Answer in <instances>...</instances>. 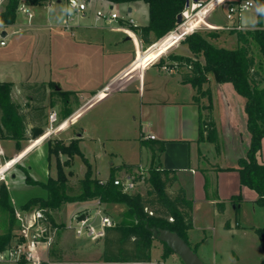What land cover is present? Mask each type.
<instances>
[{"label":"crops","instance_id":"crops-1","mask_svg":"<svg viewBox=\"0 0 264 264\" xmlns=\"http://www.w3.org/2000/svg\"><path fill=\"white\" fill-rule=\"evenodd\" d=\"M57 1L55 0L54 4L58 5ZM209 1L197 0L201 3ZM238 1L242 0H214L203 11L200 20L193 19L188 27L193 29L199 24L200 32H203L204 36L207 35L213 44L219 41L220 47L235 49L238 43L236 34L232 31L236 30L226 29L231 25L226 15L228 6ZM251 1L254 2V7L247 11L251 16L245 17V12L235 23L243 27L242 31L258 28L260 12L261 27L264 28V0ZM49 5H52V2ZM125 8L128 13L136 14L140 20V24L133 21V26L148 24V8L144 3ZM66 9L58 21L42 23L34 22L33 19L29 21L25 16L24 22H18L17 13L16 23L7 29H45L43 33L35 36L34 45L36 59L41 62L44 70L39 80L14 81L12 77L13 84L20 86L28 82H54L57 84V90L76 93L82 99L81 104L74 108L67 118L69 130L70 121L75 116L79 115L78 119L83 121L80 129L67 138L69 142L75 139L78 133H81L80 139H92L96 128L99 140L109 145H130L132 154L138 159L133 162L124 161L117 166L132 165L138 167L142 174H147V169L154 163L173 171L177 180L168 188V192L174 194L182 189L187 200L192 203L193 227L187 231L186 237L189 245L205 264H240L252 251L258 256L255 264H260L264 252L254 229L264 227V206L256 202L259 195L255 190L242 185L240 174L235 169L238 160L246 155L250 145L244 97L235 91L231 83H218L209 75L203 90H209L211 93L217 146L200 139L201 119L207 115L204 106L210 104L208 97H202L199 103H195V88L181 81V73L170 74L162 69L164 63L160 64L161 58H166L165 64H170L172 61L168 56H191L187 43L183 40L173 41L167 36L164 40H155L153 44L145 46L131 28L123 26L122 21L114 23V28H107L104 21L97 20L88 12L85 16L75 17L74 23L77 26L64 30L60 25ZM224 31H228V35ZM157 45V49L151 51ZM177 46L186 47L188 54H174L172 49ZM145 48L148 50L144 51ZM54 67L64 72V75L53 71ZM7 75V71H4L3 79ZM101 95L103 98H99L102 102L99 110L90 116V111L94 110H90L91 106ZM151 135L155 136L154 140L148 138ZM4 141L8 140L0 139V145ZM43 142H37L29 149L22 143V150L17 151L16 157H2L3 167L15 161L12 166L21 167L26 155ZM159 142L164 143V150L154 157L150 145ZM125 155V152H120L121 158ZM258 159L264 162V138ZM3 169L0 168V172ZM10 170L11 167L6 170L5 179ZM117 174L127 173L123 169L118 171L116 176ZM12 177L15 178L16 174ZM10 184L9 180L8 186ZM234 196H239L240 202H233ZM218 201L224 202L225 208L222 212L217 209ZM98 202H80L81 207L75 209L74 213L83 211L94 214L98 210H104L115 224L120 223L122 214L117 219L111 216L110 212L119 209V204L122 203ZM52 218L54 220L53 213ZM28 219H20V226L28 225ZM54 223L58 224L55 220ZM74 238L73 243L64 248L66 253H61L60 260H55L50 252L46 253L41 249V260L38 264H132L105 263L100 260L103 240L87 243L88 239L76 236ZM152 244L161 248L162 257L163 243L153 239ZM172 256L176 255L173 253L168 257Z\"/></svg>","mask_w":264,"mask_h":264},{"label":"trees","instance_id":"trees-1","mask_svg":"<svg viewBox=\"0 0 264 264\" xmlns=\"http://www.w3.org/2000/svg\"><path fill=\"white\" fill-rule=\"evenodd\" d=\"M61 1L71 2V0ZM100 1L113 6L124 5L127 7L136 3H144L148 8V24L145 26L131 25L129 28L139 36L145 46L164 38L177 28V16L184 11L186 4V0ZM21 3L36 8L49 5L51 0H6L3 11L0 13V21L7 26L15 24L18 6ZM261 25L262 12L259 13L258 28L232 31L236 34L238 43L235 49L216 46L202 32L193 31L183 40L187 43L191 56H173V58L177 59L181 66L190 69L180 75L183 83L191 84L195 88L196 94L193 101L199 103L201 96L208 97L210 101V104L204 107L207 110V115L201 119L200 139H205L217 146V128L212 116L211 93L209 90H203V85L207 82L209 75H212L218 83H231L235 91L244 97L246 128L250 134V145L246 155L238 160L235 169L240 174L242 185L255 190L259 195L256 202L264 206V162L258 159L261 141L264 138V86H262L264 83V28ZM190 29L188 26L185 27L187 32ZM170 38L176 41L177 37L175 34H170ZM252 43L257 46L263 59L257 68L252 53ZM199 58H202V62L199 61ZM160 64L162 65L163 62L160 61ZM22 88L30 91L27 95L28 103L25 109L13 101L12 84L0 82V139L15 141L18 151L22 150V143L29 139L28 135L36 139L43 134L45 118L43 104L47 96V88H52L56 94L60 95L68 93L57 90V84L54 82L24 84ZM72 113L73 110L67 111L65 117H69ZM78 140V138L72 139L68 145H64L61 141H55L54 145H48L49 159L55 157L56 160L57 175L55 178L49 176L44 183L35 181L24 170L26 182L43 187L47 191V197H35L28 200L22 205L21 211L27 212L33 206H37L36 210L41 211L43 219L56 227L52 212L60 209L65 203L97 200L100 203L124 204L126 210L121 215L120 223L105 231L104 247L100 258L105 263H149L154 239L150 229L169 230L188 243L186 233L193 227V205L187 200L184 190L179 189L174 194L168 192V188L176 182L177 178L173 171L163 169L159 164L153 163L147 169L148 189L146 196L143 197L137 193H126L120 186L114 184L116 173L123 169L127 175L134 176V180L143 178L138 167L132 165L114 167L109 178L101 181L92 177L91 166L86 158L82 157L87 170L84 178L80 180V192L76 195L68 194L67 185L69 177L73 173L71 171L66 173L64 168L71 166L74 155L82 156ZM150 148L154 157L159 156L164 150V143L151 144ZM61 155L67 156V160L63 164L60 161ZM240 200L239 196L232 197L233 202H240ZM0 206L9 213L10 222L8 231L0 235L1 252L10 246L17 236L13 227L17 221L16 211L8 202V191L4 184L0 185ZM224 208V202L218 201V211L222 212ZM170 218L172 220H169ZM254 231L259 237L264 252V227L255 228ZM19 240L22 241L23 238L19 237ZM193 250L195 251V249ZM50 254L55 260H60L62 257L58 251L53 249ZM171 254L173 252L163 244L162 258H167ZM16 264H26V262L21 260ZM260 264H264V258Z\"/></svg>","mask_w":264,"mask_h":264},{"label":"rangeland","instance_id":"rangeland-1","mask_svg":"<svg viewBox=\"0 0 264 264\" xmlns=\"http://www.w3.org/2000/svg\"><path fill=\"white\" fill-rule=\"evenodd\" d=\"M52 5H44L36 8H31L34 18L32 21L34 22H49V21H58V18L60 17L61 13L67 8L66 3L62 2L61 4L58 3L54 4L55 0H51ZM97 10H101L105 13H107L110 9L106 5V2L104 1H95L93 0L91 3V6L88 7V13L90 15H95ZM114 10L119 14L120 17H124L127 20H133L134 23H139L140 20L136 17L137 15L134 13H128V10L125 8L124 5H116L114 6ZM255 11V10H254ZM244 14V13H243ZM242 14V15H243ZM241 15V16H242ZM18 22H24L25 18L22 13H18ZM245 17L251 16L250 12H247L244 14ZM8 32V46L5 48H0V80H5L7 77L14 78V81L18 80H29V81H35L42 78V72L44 70L43 67H41V62L36 59L37 53H35V36L39 33H43L45 29L41 28H34V29H7ZM15 31V32H14ZM194 31H201L198 29ZM228 35V31H224ZM14 33V34H12ZM192 33V32H191ZM190 33V34H191ZM203 34V32H202ZM207 37V35H205ZM208 38V37H207ZM218 42V43H217ZM221 42L216 41L215 45L219 46ZM229 49H234V47H228ZM147 49L145 48L144 51ZM172 52L174 54H180V55H187L188 50L186 47L183 46H177L172 49ZM252 53L256 60V68L259 66V64L262 63L263 59L258 51L257 46L252 43ZM166 58H161V61L164 63V65L168 66H176L177 73H183L190 71L189 68L185 66H181L179 61L175 58H173V55L170 57L168 56V59L172 62L170 64H165ZM168 60V61H169ZM199 61L202 62V58H199ZM56 71L60 74L64 75V72L58 71L55 67L53 71ZM7 71L8 75L3 79V72ZM264 76V73H263ZM12 84V99L15 103L20 104L23 109L26 108L28 103V97L30 91H26L22 88V85L24 84H37L35 83H24L22 85H15L12 81H10ZM40 83V82H38ZM264 86V83L263 85ZM64 92V91H63ZM103 98V96H99L98 100L95 101L92 108H90V116L97 113L99 110L100 99ZM202 98V96L200 97ZM82 99L79 98V96L76 93L68 92L67 94L60 95L56 94L52 88H47V96L44 102L45 107V118L43 120V134L38 138H32L30 135L28 140H25L23 145H25L28 149L33 147L37 142H43L44 137L47 133V129L49 127V114L52 111H56L58 115L59 122H66L67 118L65 117L66 112L69 110H73L74 108L78 107L81 104ZM100 102V103H99ZM206 107V106H204ZM89 116V115H88ZM79 115L75 116V118L71 119L70 125L71 128L69 130V123L64 125L44 140L43 144L39 147H36L32 149L26 157L21 162V167H13L11 166V170L9 171L8 176L6 175V179L0 181V185L4 184L7 187L8 191V202L11 207H13L16 211V219L20 220H26L28 219L29 223H32L33 215L36 211L37 206H33L30 211L24 212L21 211V207L23 204H25L28 200L35 198V197H45L47 196V191L41 187L40 185H31L26 182V173L24 170L28 172V175L35 181L39 182H46L51 174L53 178L57 175V169H56V160L55 157H52L49 159L47 149L48 145H54L55 141H61L64 145L69 144V136H72L76 131H78L83 123L82 120H79ZM78 119V120H76ZM1 124V123H0ZM28 130H30V127H28ZM98 130L94 128V134L93 138L89 139L85 137L84 139L78 138V147L82 154H76L73 156L72 164L70 167H66L65 172L69 173L70 171L73 173L72 176L69 177L68 181V194L70 195H76L80 192V180L84 178L85 172L87 170L86 164L82 157L86 158V160L89 162L91 166L92 171V177L93 178H99V179H108L111 173L112 168L114 166H117L121 164L122 162H133L138 159H135L136 156L132 154L131 148H129L128 145L123 144H112L109 145L107 142H102L98 139ZM0 168L1 170L3 167V156H7L8 158H14L18 155V150L16 148L15 141L8 140L4 141L2 145H0ZM125 152L126 155L121 158L120 152ZM67 160L66 155L60 156V161L63 164ZM16 162V161H15ZM14 165V163H13ZM16 177L13 178L12 175H15ZM143 178H141L139 184L137 187L129 192L130 194H144L146 195L148 184L146 183V178L148 177V174L144 173L142 174ZM127 176L124 174H117V178H120L122 180L125 179ZM11 181V184L8 186V181ZM80 202H71V203H65L63 204L60 209L54 210L53 217L54 220L58 223L55 224L58 227V233L56 235V238L54 240V246L53 250L58 251L61 253H66L64 248L71 245L74 241V233L71 229L67 228V225L71 221V217L74 214V210L78 207H81ZM119 209L111 210L110 215L115 216L117 219H119V216L122 214L123 211L126 210V207L124 204H119ZM120 210V211H119ZM104 211V210H103ZM82 212V211H81ZM105 212V211H104ZM26 213V214H24ZM27 224V223H26ZM29 225V224H28ZM17 226L16 223L13 224L14 227V233L17 235L15 238V241L19 239V237L25 236V238H28V230L27 226ZM10 227L9 222V213L0 206V235L4 234L8 231ZM17 228H20L17 230ZM19 230H22L23 234L19 232ZM81 241L85 242L84 239H81ZM97 243L92 242L90 240L87 241V243ZM161 248L159 246H154L152 244V250H151V262L148 264H183L181 260L176 257H168V258H162L160 255ZM64 258V257H63ZM67 258V257H66ZM258 260L257 253L251 252L250 255H247L246 258L242 261H240V264H255ZM1 264H13V263H4L0 262Z\"/></svg>","mask_w":264,"mask_h":264},{"label":"built area","instance_id":"built-area-1","mask_svg":"<svg viewBox=\"0 0 264 264\" xmlns=\"http://www.w3.org/2000/svg\"><path fill=\"white\" fill-rule=\"evenodd\" d=\"M5 1L6 0H0V13L3 11ZM213 1L214 0H210L208 3L190 2L189 7H185L184 11L181 12V24H178L177 28L167 34L164 38H166L170 34H175V36L177 37L176 42H179L181 40H184V38L191 32L200 28V25L198 24L193 29H190L189 32L185 31L186 23L191 19L200 20V16L203 15V11H205L213 3ZM91 3V0H71V2L66 3L67 9L60 26L64 30H69L77 26L74 23L75 17L79 15L85 16ZM106 5L108 7L112 6L113 9H110L107 13L101 10H97L94 16L97 20L104 21L107 25V28H114L112 25L114 23H119V21H122V23H124L123 26L129 27L133 25V20H127L124 17H120L119 14L114 10L113 5H111L110 3H106ZM253 7L254 2L251 0H242L231 3L228 6L226 15V18L231 23V25H229L226 29L242 31L243 27L239 24H235L236 20H239L243 13L251 10V8ZM18 13H22L25 17H27L29 21L34 18L31 7L26 5L25 3H21L18 6ZM8 27L9 26L3 24L0 21V48H4L7 46L8 36L6 29ZM3 33H5V35H3ZM162 69L170 74L177 73L176 66L173 67L164 65L162 66ZM62 124L63 122H59L58 120L57 113L54 111L51 112L49 114V127L44 138L47 139L48 137L59 131V128ZM148 138L154 140L155 136L151 135ZM140 174L142 175L141 172ZM134 179V176L127 175L124 180L116 178L114 184L120 186L124 192L129 193L137 187L141 180ZM98 204H100V202H98ZM149 213L152 214V212ZM169 220L172 219L170 218ZM115 225L116 224L114 223V221L108 215H106L103 211L98 210L94 214H89L83 211L74 213L71 217L70 223L67 225V228L71 229L77 238H85L92 242H99L104 239L106 229ZM27 230V239L25 238V236H21L23 238L22 241L18 239L14 241L10 246H8L5 250L0 252V262L16 264L21 260H25V262L28 264H38L41 260V258L39 257V252L41 249H43L46 253L51 252L54 246V240L59 229L57 226L55 227L50 223H47L43 219L41 211H35L32 218V223H29V225L27 226ZM132 264L148 263L134 262Z\"/></svg>","mask_w":264,"mask_h":264},{"label":"water","instance_id":"water-1","mask_svg":"<svg viewBox=\"0 0 264 264\" xmlns=\"http://www.w3.org/2000/svg\"><path fill=\"white\" fill-rule=\"evenodd\" d=\"M193 2H197V0H192ZM57 3H61V0H58ZM190 0H186L185 7H189ZM109 9H113L112 6ZM182 15L179 14L177 16V23L181 24ZM5 35V33H3ZM11 78L7 77L5 82L9 83ZM58 89V88H57ZM81 133L76 135V138H80ZM16 225L20 226L21 221L18 219L16 221ZM153 234V238L158 240L159 242L165 244L179 259L183 264H205L198 254L192 249V247L186 243L183 239H181L176 233L171 232L166 229H150Z\"/></svg>","mask_w":264,"mask_h":264},{"label":"bare ground","instance_id":"bare-ground-1","mask_svg":"<svg viewBox=\"0 0 264 264\" xmlns=\"http://www.w3.org/2000/svg\"><path fill=\"white\" fill-rule=\"evenodd\" d=\"M192 20H193V19H191L189 22H187L186 25H185V27H187V26L189 25V23H190ZM169 36H170V35H169ZM157 47H158V45H157V46H154V47L151 49V51L156 50ZM144 56H145V55H143L142 58H144ZM67 123H68V120H66V122H63V124L61 125V127H63V126L66 125ZM61 127H60V128H61ZM60 128H59V129H60ZM45 139H46V138H44V140H45ZM44 140H43V141H44ZM14 163H15V162H14ZM12 165H13V163H11V162L8 163V164L4 167L3 171L0 172V181L5 179V172H6V170H8Z\"/></svg>","mask_w":264,"mask_h":264}]
</instances>
